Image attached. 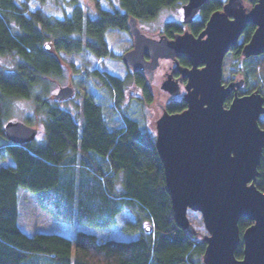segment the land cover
I'll use <instances>...</instances> for the list:
<instances>
[{"label":"trees","instance_id":"obj_1","mask_svg":"<svg viewBox=\"0 0 264 264\" xmlns=\"http://www.w3.org/2000/svg\"><path fill=\"white\" fill-rule=\"evenodd\" d=\"M30 1L0 0V55L18 59L12 73L0 72V158L14 161L13 165L0 166V264H33L40 258L53 264H203L205 243L175 222L156 136L121 108L130 81L142 87L144 102L153 103L145 76L129 73L126 79H120L94 72L114 97L122 127L112 125L103 107L90 96L83 97L77 116L63 108V101L54 95L49 101L35 97L37 112L43 110L47 115L42 139L13 143L4 130L10 121L8 98H31L45 79L64 76L66 65L61 51L88 50L97 57L120 58L109 48L108 29L128 32L130 17L151 21L163 9L188 0H106L110 8L96 2L93 15L78 0H67L74 8L70 14L64 8V18L41 8L31 10ZM224 3L208 0L191 31L199 34L210 15ZM184 27L169 21L163 32L173 37ZM255 28L253 24L246 26V40ZM233 53L241 57L242 46L234 47ZM244 61L245 74L253 83L241 93L258 89L264 94V53ZM179 62L190 64L185 57ZM186 107L185 102L176 101L168 103L166 110L173 114ZM258 170L256 184L264 191V153ZM20 189L29 191L42 209L63 222L77 218L90 226L109 228L119 213L128 211L135 219L129 220L124 229L137 232L138 237L129 241L99 240L95 234L78 231L73 251L72 240L64 235L36 232L29 236L18 225ZM251 223L242 218L241 232ZM147 226H151L150 231ZM236 256H243V243Z\"/></svg>","mask_w":264,"mask_h":264},{"label":"water","instance_id":"obj_2","mask_svg":"<svg viewBox=\"0 0 264 264\" xmlns=\"http://www.w3.org/2000/svg\"><path fill=\"white\" fill-rule=\"evenodd\" d=\"M207 1L183 4V23L191 24ZM248 24L256 28L243 45L246 58L264 53V0L249 6L245 0H226L197 35L186 28L173 37L151 36L142 31L138 19L130 17L133 47L121 56L127 68L145 72L150 80L161 59L173 60V71L187 79L182 98L187 107L173 114L164 110L156 120L155 146L176 224L198 237L188 211L203 216L208 231L201 238L203 264H264V192L255 184L264 148V130L258 121L264 96L258 91L239 96L244 79L228 86L223 83L225 57L238 45ZM180 57L191 66L181 65ZM161 88L172 96L181 94L180 82L172 74ZM233 90L235 96L226 106ZM74 96L72 85L60 86L55 94L60 101ZM4 130L13 143L31 142L39 131L19 120L8 121ZM242 218L252 221L243 233ZM241 243L243 256L238 258Z\"/></svg>","mask_w":264,"mask_h":264},{"label":"rangeland","instance_id":"obj_3","mask_svg":"<svg viewBox=\"0 0 264 264\" xmlns=\"http://www.w3.org/2000/svg\"><path fill=\"white\" fill-rule=\"evenodd\" d=\"M96 2H98L102 8H110L106 0H78V3L85 8L86 12L92 15L95 13ZM247 3L250 4L248 0ZM29 5L31 10L41 8L47 14L57 18H64V8L69 14L74 8L72 4L67 3V0H46L45 3H41L39 0H31ZM201 17L202 13L200 12L196 19ZM169 21L183 24L186 28L189 26L183 23L182 5L163 9L154 20L139 21V24L144 27V32L146 34L158 37L163 33L164 26ZM185 27L184 30L186 29ZM243 39L244 38L241 37L240 43L243 42ZM106 40L109 44V48L118 56H122L126 51L130 50L129 48L132 45L131 35L127 31L114 28L108 29L106 32ZM60 56L66 65L64 76L51 78V81L45 79L41 84H38L31 98H8L6 100V107L9 111L8 120L23 121L37 128L39 131L36 138L38 140L42 139L47 115L43 110L37 112L35 97L41 96L46 101H49L53 99V96L58 92L60 86L72 85L75 89V96L68 100H64L63 103L60 104L63 108L79 116V105L83 97L90 96L103 107L105 117L112 125L122 127L123 124L119 113L115 111L116 108H114V97H112L107 87L103 85V82L94 75L96 71L98 73H108L120 79H126L130 72L123 63L121 57L111 58L107 56L101 58L95 56L88 50L71 53L61 51ZM17 60V57L12 55H0V72L12 73L16 67ZM169 65H171V63L168 61H162V67L156 72L155 79L150 82V86H152L154 90L157 91L158 87V91L155 94L153 93L154 101L151 105L143 101L142 95L133 86L134 82L131 81L127 84L121 104L122 110H125L132 118L137 119L141 126L152 131L155 136L156 120L163 114L168 102L172 99L170 93H167L161 88L162 82L167 78L163 75L164 69ZM239 69L242 73H247V64L245 61H239V58L232 53L227 54L223 65V81H230L231 76ZM252 83L253 79L249 77L248 85ZM181 96L182 95H178V98ZM227 103L226 101V106ZM4 163H6V161L0 162L1 165ZM188 217L198 231V237L200 239L203 235H208L201 212L189 210ZM134 219L135 217L133 214L125 211L117 215L116 223L109 228L90 226L81 223L77 218L71 222H63L55 219L50 213L42 209L33 195L24 194L22 196L21 227L27 232H31L29 234L39 231L47 234L56 233L64 235L72 240L73 251H75V235L78 231L95 234L99 240H135L138 237V233L129 232L124 229L127 222ZM33 264L53 263L45 258H40V260H34Z\"/></svg>","mask_w":264,"mask_h":264},{"label":"flooded vegetation","instance_id":"obj_4","mask_svg":"<svg viewBox=\"0 0 264 264\" xmlns=\"http://www.w3.org/2000/svg\"><path fill=\"white\" fill-rule=\"evenodd\" d=\"M249 2L251 1V0H248ZM225 2H226V0H225ZM254 3H256V2H254ZM254 3H252V2H250V4L252 5V4H254ZM245 4L246 5H250V4H248L247 3V0H245ZM224 5V4H223ZM223 8V7H222ZM221 10V9H220ZM202 11V9L199 11V13ZM198 13V14H199ZM197 14V15H198ZM197 15L195 16V18H194V21H196V20H199V19H196V17H197ZM193 21V22H194ZM193 22L191 23V24H189V26H187V28L191 31V25L193 24ZM140 25V24H139ZM140 28L142 29V31L144 32L145 30H144V27L142 26V25H140ZM186 28V27H185ZM201 32V31H200ZM199 32V33H200ZM128 33L130 34V32L128 31ZM162 34H164V32L162 33ZM198 34V33H197ZM196 34V35H197ZM131 35V34H130ZM241 37H243L244 39H243V42L242 43H240V39H239V43H238V45L237 46H239V45H241L242 46V49H243V45L245 44V43H247L249 40H246L245 39V34L243 33V35L241 36ZM131 39H132V45H131V47L129 48V49H131L132 47H133V38H132V36H131ZM236 46V47H237ZM229 53H232L233 55H234V53H233V48H231V50H230V52ZM228 53V54H229ZM148 58V57H147ZM250 58V57H249ZM245 59H247L246 57H244L243 56V54H242V56L241 57H239V61H241V60H245ZM162 61H168L169 63H171V65H169L167 68H165L164 69V72H163V75H165V77H167L168 75H170V74H172V77L174 78V79H176V80H178L179 82H180V87H181V94H179V95H182L180 98H178V95L177 96H172V99H170L171 101H169L168 103H170V102H176V101H183V95H184V93L186 92V90H185V84H186V82H187V79L185 78V77H183L182 79H181V73L180 72H178V71H173V69L175 68V66H176V64H175V62L173 61V60H170V59H161L160 60V65L158 66V68L155 70V73H154V77H153V79L152 80H150V78L148 77V75L145 73V72H142V71H133V70H131L130 68H128L129 69V72L130 73H132V74H135V73H140V74H142L143 76H145L146 77V82H147V89H148V91L150 92H152V93H156L157 91H158V87H157V91L156 90H154V88L152 87V86H150V82L151 81H153L154 79H155V74H156V72L162 67L161 65H162ZM182 65V64H181ZM187 67H190L191 65L189 64V65H186ZM241 79H244V85L241 87V88H239L238 89V95L239 96H242V95H245V94H250V93H252V92H254V91H258V89H253L252 91H250V92H247V93H241L242 92V90H245V88L248 86V82H249V79L247 78V76H246V74L245 73H242L241 72V70L239 69V70H237V72L234 74V75H232L231 76V79H230V81H228V82H224L223 81V83L225 84V85H230V84H232V83H236V82H239ZM165 80V79H164ZM163 83V82H162ZM135 88H136V90L137 91H139V93L142 95V97H143V89H142V87H140V86H138L137 84H135L134 83V85H133ZM259 92V91H258ZM168 93V92H167ZM260 93V92H259ZM260 94H262V93H260ZM263 96H264V94H262ZM234 96H235V90H233L232 91V93L230 94V96L227 98V106L232 102V100H233V98H234ZM184 102V101H183ZM259 125H260V128L262 129V130H264V112L259 116ZM263 153H264V148H263ZM263 153H262V156H263ZM262 159V158H261ZM260 166V165H259ZM259 168V167H258ZM259 171V170H258ZM260 176V173H259V175L257 176V178H256V180H255V184H256V182H257V180H258V177ZM256 186H257V184H256ZM258 188V187H257ZM259 189V188H258ZM262 191V190H261ZM262 192H264V191H262ZM252 222V221H251ZM252 224V223H251ZM250 224V225H251ZM249 225V226H250Z\"/></svg>","mask_w":264,"mask_h":264},{"label":"crops","instance_id":"obj_5","mask_svg":"<svg viewBox=\"0 0 264 264\" xmlns=\"http://www.w3.org/2000/svg\"><path fill=\"white\" fill-rule=\"evenodd\" d=\"M4 161H6V163L3 164L4 166H7V165H13V164H14V161H13L12 159H10V158H5V159L0 158V162H4ZM0 165H1V164H0ZM24 194H31V193H29V191H27L26 189H20V190L18 191V209H19L18 225H19V227L21 228V230H22L23 232H25V233L28 234V235H33V234H35L36 232H39V231H36V232H34L33 234H29V233H31V232H27L26 230H24V229L21 227V224H20V220H21V204H22V196H23ZM31 195H32V194H31Z\"/></svg>","mask_w":264,"mask_h":264},{"label":"bare ground","instance_id":"obj_6","mask_svg":"<svg viewBox=\"0 0 264 264\" xmlns=\"http://www.w3.org/2000/svg\"><path fill=\"white\" fill-rule=\"evenodd\" d=\"M184 66V65H183Z\"/></svg>","mask_w":264,"mask_h":264}]
</instances>
